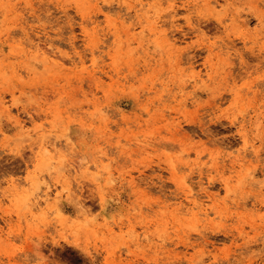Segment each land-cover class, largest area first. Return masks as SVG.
Returning <instances> with one entry per match:
<instances>
[{"label": "rangeland", "instance_id": "rangeland-1", "mask_svg": "<svg viewBox=\"0 0 264 264\" xmlns=\"http://www.w3.org/2000/svg\"><path fill=\"white\" fill-rule=\"evenodd\" d=\"M62 256L264 264V0H0V264Z\"/></svg>", "mask_w": 264, "mask_h": 264}, {"label": "snow or ice", "instance_id": "snow-or-ice-1", "mask_svg": "<svg viewBox=\"0 0 264 264\" xmlns=\"http://www.w3.org/2000/svg\"><path fill=\"white\" fill-rule=\"evenodd\" d=\"M65 255H67V253ZM49 264H52V262H49ZM58 264H80V262L77 259H73L71 256H69L67 259L62 256Z\"/></svg>", "mask_w": 264, "mask_h": 264}, {"label": "bare ground", "instance_id": "bare-ground-1", "mask_svg": "<svg viewBox=\"0 0 264 264\" xmlns=\"http://www.w3.org/2000/svg\"><path fill=\"white\" fill-rule=\"evenodd\" d=\"M40 46V45H39ZM41 47V46H40ZM36 52H35V54H37V52L39 53V54H41V55H44V56H46V57H49V54H48V52H47V50H44V49H42V48H36V50H35ZM46 193H48V192H46ZM191 202H193V204L195 205H198V202L194 199H192V201Z\"/></svg>", "mask_w": 264, "mask_h": 264}]
</instances>
